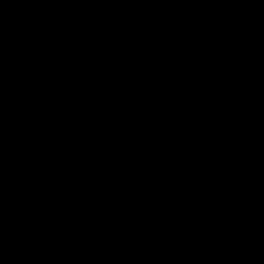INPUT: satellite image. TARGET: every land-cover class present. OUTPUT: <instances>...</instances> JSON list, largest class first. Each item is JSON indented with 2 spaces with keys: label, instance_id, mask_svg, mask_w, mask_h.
Segmentation results:
<instances>
[{
  "label": "water",
  "instance_id": "1",
  "mask_svg": "<svg viewBox=\"0 0 264 264\" xmlns=\"http://www.w3.org/2000/svg\"><path fill=\"white\" fill-rule=\"evenodd\" d=\"M0 264H264V0H0Z\"/></svg>",
  "mask_w": 264,
  "mask_h": 264
}]
</instances>
